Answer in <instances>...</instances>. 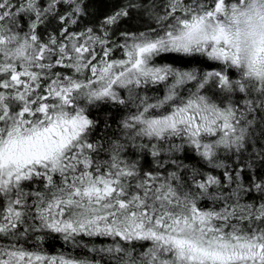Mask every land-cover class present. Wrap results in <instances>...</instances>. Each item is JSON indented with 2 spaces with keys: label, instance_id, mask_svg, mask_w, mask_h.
<instances>
[{
  "label": "snow or ice",
  "instance_id": "1",
  "mask_svg": "<svg viewBox=\"0 0 264 264\" xmlns=\"http://www.w3.org/2000/svg\"><path fill=\"white\" fill-rule=\"evenodd\" d=\"M0 264H264V0H0Z\"/></svg>",
  "mask_w": 264,
  "mask_h": 264
}]
</instances>
